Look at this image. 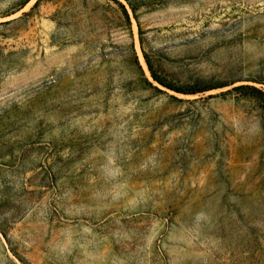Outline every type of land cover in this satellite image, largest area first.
Returning a JSON list of instances; mask_svg holds the SVG:
<instances>
[{"label":"rangeland","instance_id":"rangeland-1","mask_svg":"<svg viewBox=\"0 0 264 264\" xmlns=\"http://www.w3.org/2000/svg\"><path fill=\"white\" fill-rule=\"evenodd\" d=\"M0 264H264V0H0Z\"/></svg>","mask_w":264,"mask_h":264}]
</instances>
